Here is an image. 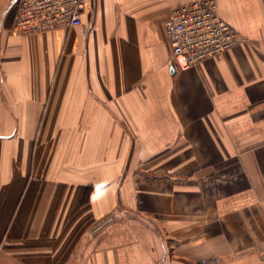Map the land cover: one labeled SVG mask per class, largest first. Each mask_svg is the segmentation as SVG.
<instances>
[{
	"label": "crops",
	"instance_id": "1",
	"mask_svg": "<svg viewBox=\"0 0 264 264\" xmlns=\"http://www.w3.org/2000/svg\"><path fill=\"white\" fill-rule=\"evenodd\" d=\"M189 1L22 34L0 0V264H264V0H216L240 40L178 70Z\"/></svg>",
	"mask_w": 264,
	"mask_h": 264
},
{
	"label": "built area",
	"instance_id": "2",
	"mask_svg": "<svg viewBox=\"0 0 264 264\" xmlns=\"http://www.w3.org/2000/svg\"><path fill=\"white\" fill-rule=\"evenodd\" d=\"M12 28L29 34L81 23L84 0H16ZM170 58L178 70L221 54L239 40V34L217 11L216 0H191L176 6L164 23Z\"/></svg>",
	"mask_w": 264,
	"mask_h": 264
}]
</instances>
